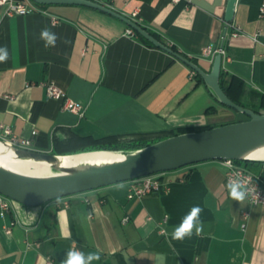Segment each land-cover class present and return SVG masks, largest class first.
<instances>
[{
	"label": "crops",
	"instance_id": "crops-1",
	"mask_svg": "<svg viewBox=\"0 0 264 264\" xmlns=\"http://www.w3.org/2000/svg\"><path fill=\"white\" fill-rule=\"evenodd\" d=\"M103 3L129 19L136 13L138 25L205 72L212 62L199 57L201 49L222 46V78L241 81L240 102L259 106L264 0H237L229 24L227 0ZM31 5L34 10L23 16H7L0 7V46L9 52L0 63V124L29 140V149L79 152L90 139L104 137L121 145L138 139L151 144L179 130L233 121L188 66L128 35L121 20L83 6ZM44 28L59 37L55 47L40 39ZM46 84L81 104L82 115L48 98ZM244 168L264 189V163ZM164 178L167 191L136 200L127 199L124 182L38 206L15 202L0 217V264H61L70 249L98 252L93 264H264V211L230 198L219 161L165 172ZM194 206L202 209L203 233L173 240L174 228Z\"/></svg>",
	"mask_w": 264,
	"mask_h": 264
},
{
	"label": "water",
	"instance_id": "water-1",
	"mask_svg": "<svg viewBox=\"0 0 264 264\" xmlns=\"http://www.w3.org/2000/svg\"><path fill=\"white\" fill-rule=\"evenodd\" d=\"M38 6H83L111 15L134 32L184 63L199 75L215 101L247 117L246 120L215 126L202 131L172 135L146 146L117 151L94 150L54 154L19 148L0 139V194L25 206H38L56 199L124 183L152 174L174 171L206 161L234 160L260 162L264 152V112L235 104L220 86L223 57L216 54L209 72L173 51L148 31L105 4L91 0H29ZM237 0H227L224 21L229 24ZM102 151L115 154L110 159H79L84 153ZM2 160L24 161L46 166L49 173L33 175L13 170Z\"/></svg>",
	"mask_w": 264,
	"mask_h": 264
},
{
	"label": "built area",
	"instance_id": "built-area-1",
	"mask_svg": "<svg viewBox=\"0 0 264 264\" xmlns=\"http://www.w3.org/2000/svg\"><path fill=\"white\" fill-rule=\"evenodd\" d=\"M100 4H104L103 0H91ZM32 2H14L12 0H0V7H5V14L7 16H23L27 15L34 10L33 6L31 5ZM35 5V4H34ZM261 14H264V4L261 5L260 8ZM136 13H133L132 20H135ZM126 33L130 36H135L136 33L130 27H127ZM168 47L171 45L168 44ZM216 54H221L222 57L224 56V50L222 46L213 47L208 45L201 49L199 53V57L202 59L209 60L212 62L214 56ZM191 75L195 76L196 73L191 70ZM45 88V92L48 98H53L57 100H62L63 109L70 111L72 113H76L78 115H82L83 106L68 97L60 91L57 87L53 84H46L43 85ZM0 139L9 145H13L19 148L29 149L30 142L29 140L19 139L16 135H14L11 130L0 124ZM225 170V182L227 184L228 180L234 177L236 174L247 178L250 181L249 187L257 189L259 194V200H256L254 197H249L248 201L252 206H257L264 211V189H262L258 183L257 178L249 173L243 165L236 163V161L231 160V164L227 165V160L219 161ZM227 165V166H226ZM165 172L152 174L149 176H144L135 180L128 181V189H127V199L128 200H136L140 199L144 196L150 194L160 193L161 191H167L168 186L164 178ZM15 201L11 200L0 194V217L2 219L6 218L11 210L12 206ZM128 221L127 217L122 219V223H126ZM13 223H10V226ZM5 232H9V227L4 228ZM163 233V231L161 230Z\"/></svg>",
	"mask_w": 264,
	"mask_h": 264
},
{
	"label": "clouds",
	"instance_id": "clouds-1",
	"mask_svg": "<svg viewBox=\"0 0 264 264\" xmlns=\"http://www.w3.org/2000/svg\"><path fill=\"white\" fill-rule=\"evenodd\" d=\"M40 39L44 41L45 47H55L59 39L56 33L52 32L49 28H44L40 32ZM9 58L7 47L0 46V63H4ZM231 164V160L227 159V165ZM226 165V166H227ZM250 181L247 178L236 174L227 182L226 188L232 200L244 205L249 197H254L259 200V194L256 187H249ZM202 209L199 206H194L184 216L180 225L174 228L172 232V239L176 241H183L186 237H191L193 234L200 236L204 231L203 222L200 220V213ZM35 216V213H33ZM100 260L98 252L84 253L78 249H70L67 251L65 259L61 264H93V261Z\"/></svg>",
	"mask_w": 264,
	"mask_h": 264
},
{
	"label": "trees",
	"instance_id": "trees-1",
	"mask_svg": "<svg viewBox=\"0 0 264 264\" xmlns=\"http://www.w3.org/2000/svg\"><path fill=\"white\" fill-rule=\"evenodd\" d=\"M140 38L147 45L154 47L147 40L143 39L142 37H140ZM155 38H157V37H155ZM170 48L173 51L178 52V50L173 45H171ZM189 59L192 62L196 63V61L194 59H192V58H189ZM196 76L199 78L200 81H202V79H201V77L199 75L196 74ZM219 82H220V86H221L223 92L225 93V95L231 101H233L235 104L243 106L245 108L253 109L255 112H259L261 110H264V96H261L259 106H246V105H243L240 102L239 97L241 95L242 86L243 85H242L241 81H239L235 77H231L230 80L228 82H226L222 78V73H221ZM234 112H236V111H234ZM240 117L241 118H239L237 121H242V120H246L247 119V117L245 115H243V114H241ZM210 128H212V127H210ZM206 129H209V128H206ZM202 130H205V129H199V130H196V131H202ZM184 132H186V131L185 130H179L178 131V133H184ZM178 133H174L173 135H176ZM88 143L89 144L87 145V147L79 149V152L94 151V150H105V151L128 150V149L140 148V147H143V146H146V145L149 144L144 139H138V140H136L133 143H130L128 145H121L113 137H104V138H100V139H90ZM70 153H77V151L69 152V153H56V154H70ZM236 163H238L240 165H243V166L249 164V162L245 163V162H239V161H236Z\"/></svg>",
	"mask_w": 264,
	"mask_h": 264
},
{
	"label": "bare ground",
	"instance_id": "bare-ground-1",
	"mask_svg": "<svg viewBox=\"0 0 264 264\" xmlns=\"http://www.w3.org/2000/svg\"><path fill=\"white\" fill-rule=\"evenodd\" d=\"M115 156H116L115 154L97 151V152L84 153L75 158L100 160V159H110ZM255 157L259 159H264V152L257 154ZM2 163L5 164L7 167L12 168L13 170L27 174L44 175L49 173L46 166L40 164H32L29 162L14 161V160H2Z\"/></svg>",
	"mask_w": 264,
	"mask_h": 264
},
{
	"label": "rangeland",
	"instance_id": "rangeland-1",
	"mask_svg": "<svg viewBox=\"0 0 264 264\" xmlns=\"http://www.w3.org/2000/svg\"><path fill=\"white\" fill-rule=\"evenodd\" d=\"M225 109H226V111H228L230 113V115H232V116L228 117V120H233V122H236L239 118H241L240 113L234 112L232 109H229L227 107H225ZM217 126H219V125H217Z\"/></svg>",
	"mask_w": 264,
	"mask_h": 264
}]
</instances>
